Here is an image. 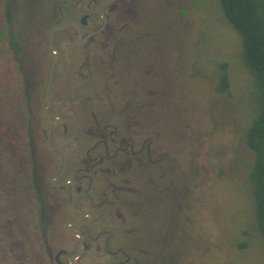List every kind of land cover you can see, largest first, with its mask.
I'll list each match as a JSON object with an SVG mask.
<instances>
[{
    "label": "rangeland",
    "instance_id": "rangeland-1",
    "mask_svg": "<svg viewBox=\"0 0 264 264\" xmlns=\"http://www.w3.org/2000/svg\"><path fill=\"white\" fill-rule=\"evenodd\" d=\"M49 1L0 0V152L10 158L22 149L20 154L30 158L27 170L20 157H13L18 161L15 168L2 166L0 159V264H56L54 256L60 248L75 250V238L64 231L69 218L64 196L47 186L48 175L58 169L59 162L52 165L46 157L41 129L47 63L52 55L37 51V27L39 16L49 13ZM159 1L167 4L142 15L146 36L136 50L145 60L157 58V102L143 111L142 127L154 130L156 144L173 147L168 150L167 159L173 163L166 170L165 184L173 180L175 196H146L138 210V202L131 207V213L139 211L136 217L128 215L121 203L93 207L100 235L82 263L123 260L121 255L112 260L110 254L124 245L122 235H127L120 222L131 216L129 221L138 228L130 237L151 249L145 264H264V240L248 184L253 153L245 143L258 93L242 61L240 38L225 20L218 0ZM8 28L22 44L18 56L8 46ZM68 62L58 69V79L70 68L72 83L67 84H86L75 76L82 61ZM91 69L90 79L101 77ZM167 74L173 76L171 87L164 77ZM223 75L228 90L218 92ZM57 84L53 106L63 110ZM77 104L72 115L91 124L88 110ZM3 134L12 137L14 148L3 144ZM21 141L23 147H19ZM101 184L97 182V188ZM90 200L103 199L94 193Z\"/></svg>",
    "mask_w": 264,
    "mask_h": 264
},
{
    "label": "flooded vegetation",
    "instance_id": "flooded-vegetation-1",
    "mask_svg": "<svg viewBox=\"0 0 264 264\" xmlns=\"http://www.w3.org/2000/svg\"><path fill=\"white\" fill-rule=\"evenodd\" d=\"M166 4L159 0H50L46 9L49 13L39 16L41 24L37 27L36 49L44 55L45 51L52 55L47 63L44 104L49 68L55 57L49 46L50 32L55 27L74 24L53 32L52 46L57 49L58 58L53 68L49 89L51 99L46 109L51 117L43 114L44 104L40 113L46 157L52 165L56 160L59 162L58 169L51 170L48 175L47 186L64 196L69 217L64 223V231L76 240L75 250L60 248L56 252V264H71L70 257L78 250L79 240L66 231V224H69V231H79L83 235L81 254L74 261V264H83L86 253L94 250L100 235L94 208H112L113 204L121 203L127 207L128 215L136 217L139 211L131 213V207L138 202L135 209L138 210L146 196L152 198L163 194V199L175 196L173 180H168V186L165 184L166 170H171L173 163L172 158L168 160L167 156L173 147L156 144L154 130L142 127L143 111L149 106L154 108L157 102V58L148 57L145 60L136 51L146 36L141 28L142 15ZM131 27H134L133 31H130ZM65 54L68 56L65 57ZM74 58L82 61L75 76L86 84H67L68 80L72 83L69 65V71L59 79L57 77L60 66L69 64L68 61ZM91 67L99 71L101 77L95 75L94 80L90 79ZM164 77H167L165 80L171 87L173 76L167 74ZM97 79L99 81L95 83ZM56 82L59 89L56 94L67 109L64 106L63 110L55 109L53 106ZM101 82L100 87L97 84ZM80 87L87 93L83 94ZM85 87H88L87 90ZM76 104H83L88 110L91 124L81 123V116L72 115ZM40 122L39 119L34 121L38 126ZM58 142L61 144L57 146ZM162 148L167 151H162ZM100 181L101 187L97 188ZM136 183L138 186H135ZM94 193L103 200L97 203L90 200ZM73 214L85 216L76 217ZM131 216H126L128 221L124 219L120 222L127 235H122L124 245L110 254L112 260L117 255H121L123 260L112 264H138L141 261L145 264L146 256L151 254V249L144 243L135 241L134 236L130 237L131 234L136 235L138 228L129 221ZM59 251L65 252L58 254ZM62 257H67L66 261Z\"/></svg>",
    "mask_w": 264,
    "mask_h": 264
},
{
    "label": "trees",
    "instance_id": "trees-1",
    "mask_svg": "<svg viewBox=\"0 0 264 264\" xmlns=\"http://www.w3.org/2000/svg\"><path fill=\"white\" fill-rule=\"evenodd\" d=\"M218 2L225 20L240 38L242 61L250 72L254 82L253 86L258 93L256 111L246 129L245 143L253 153V163L248 173V184L251 186L254 196L257 226L264 240V0H218ZM7 9L8 7H6ZM8 31V46L13 55L18 56L22 54V44L12 37L11 29L8 28ZM225 90H228V80L223 75L220 79L218 92ZM1 139L6 146H10L14 142L12 137L5 134ZM23 146V141H21L19 147ZM19 151L22 153V149ZM20 153L18 152L15 156L22 158L21 161L26 164L24 169L27 170L30 158L28 155L22 156ZM2 154L0 152L2 166L12 168L18 166V161L13 158L14 155H10L9 158V154L7 157ZM239 247L242 248L244 245Z\"/></svg>",
    "mask_w": 264,
    "mask_h": 264
},
{
    "label": "water",
    "instance_id": "water-1",
    "mask_svg": "<svg viewBox=\"0 0 264 264\" xmlns=\"http://www.w3.org/2000/svg\"><path fill=\"white\" fill-rule=\"evenodd\" d=\"M69 25H74V24H67V25H63V26H59V27H55V28H53V29L51 30V32H50V43H49V46H50V49H51L53 52H55V57H54L53 61L51 62V65H50V68H49L48 83H47V86H46V88H45V92H46V102H45V104H44V106H43V108H42V112H43V114H44L46 117H51V116H49V115L46 113V109L48 108V105H49V103H50V99H51L49 89H50V85H51V79H52L53 68H54V65H55V63H56V61H57V58H58V51H57V49H54L53 46H52V35H53V32H54L55 30H58V29H61V28L67 27V26H69ZM56 117H58V116H56ZM58 118H59V117H58ZM49 124H50V123L47 124V130H48V126H49ZM60 144H61V142H58V143H57V146L60 145ZM67 153H68V152H67ZM67 153H66V155H67ZM66 155H65V157H66ZM71 207H72V204L69 206V210H71ZM73 215H74V214H73ZM87 215H88V216H91L90 213H87ZM74 216H76V217H83V216H85V215H83V214H79V215H74ZM75 224H76V223H70V225H75ZM68 225H69V224H66V225H65V229H66V231H67L71 236L77 237L78 240H79V243H78V250H77V252H76L72 257H70V262H71V264H74V261H75L77 258H79L80 254H81V251H82V250H81V243H82V241H83V235H82L79 231H69V230H68ZM61 252H65V251H59L58 254L61 253Z\"/></svg>",
    "mask_w": 264,
    "mask_h": 264
}]
</instances>
